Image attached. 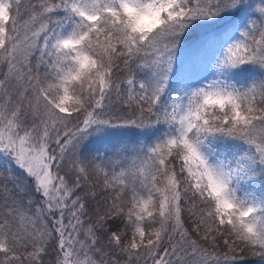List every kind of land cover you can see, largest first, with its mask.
<instances>
[{
	"label": "snow or ice",
	"instance_id": "1",
	"mask_svg": "<svg viewBox=\"0 0 264 264\" xmlns=\"http://www.w3.org/2000/svg\"><path fill=\"white\" fill-rule=\"evenodd\" d=\"M264 264V0H0V264Z\"/></svg>",
	"mask_w": 264,
	"mask_h": 264
},
{
	"label": "trees",
	"instance_id": "2",
	"mask_svg": "<svg viewBox=\"0 0 264 264\" xmlns=\"http://www.w3.org/2000/svg\"><path fill=\"white\" fill-rule=\"evenodd\" d=\"M249 264H252V261L251 260L249 261Z\"/></svg>",
	"mask_w": 264,
	"mask_h": 264
}]
</instances>
